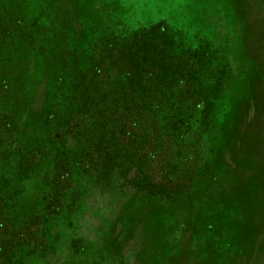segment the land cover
<instances>
[{"label": "rangeland", "instance_id": "obj_1", "mask_svg": "<svg viewBox=\"0 0 264 264\" xmlns=\"http://www.w3.org/2000/svg\"><path fill=\"white\" fill-rule=\"evenodd\" d=\"M0 3L10 15L0 52L11 90L3 106L19 122L22 144L46 145L50 135L56 141L37 177L19 184L12 215L34 211L37 232L7 264H264V0ZM159 23L170 55H149L156 65L164 60L166 74L146 64L133 80L162 83L141 113L154 143L144 176L156 186L153 194L140 188L134 163L99 161L72 171L65 201L52 212L45 198L56 149L74 156L107 102L105 89L129 82V70L107 50L106 68L92 76L94 44L112 37L126 49L132 35ZM67 43L79 51L70 69L63 66L70 56L61 62L58 54ZM75 72L85 85L81 109L54 131L46 118L56 101L63 110L73 104ZM174 119L182 127L178 138L166 130ZM169 180L176 186L164 191Z\"/></svg>", "mask_w": 264, "mask_h": 264}, {"label": "trees", "instance_id": "obj_2", "mask_svg": "<svg viewBox=\"0 0 264 264\" xmlns=\"http://www.w3.org/2000/svg\"><path fill=\"white\" fill-rule=\"evenodd\" d=\"M10 15L5 5L0 3V52L2 51L3 39L2 36L9 34L5 30V21L9 20ZM5 25V26H4ZM104 38V37H103ZM101 39L100 43L94 44V51L89 58L88 70L94 71L92 76H98L106 68V62L103 61L106 55H114L116 59L123 62V67L128 69L129 82H121L115 88L105 89V98L107 101L101 108L98 114V121L90 129L87 136L84 135L83 140L74 156L64 149H56V157L52 162V175H54L51 183V193L45 198L47 208L52 212L62 207L65 201V192L69 188L70 178L74 169L88 167L94 169L99 161L110 164L121 161L135 164L139 172L138 183L140 188L149 191L153 194V188H156L154 183H149V179H145V171L148 169L151 160L152 148V132L149 127L146 117L141 115L145 109L150 107L151 102L147 100L149 94L158 95L157 86L162 83L148 81L144 84L143 81H138L136 78H141L139 69L144 68L146 64H150L151 68H158L166 74L162 61L156 65L159 60L150 58V53L167 51L170 55V41L163 24H156L154 27L135 33L131 36L129 46L126 49L116 48V43L112 37ZM68 47V48H67ZM65 49V50H64ZM107 50L103 58L104 51ZM59 58L65 59L64 54L69 55V61H64V67H73L75 64L76 54L79 51L72 48L69 43L62 45L59 48ZM170 61V59L167 58ZM173 60V59H172ZM114 62L109 60V63ZM157 69L150 70L151 75ZM1 71V66H0ZM81 72H75L74 75L77 83L72 76L74 84L71 87V100L73 106H68L63 110L61 100L56 101L54 109L47 116V121L54 127L56 124L63 125L64 123H73L76 115L81 109V92L85 86L81 78ZM138 74V75H137ZM149 74V76H151ZM79 80V81H78ZM133 81V82H132ZM9 79L3 78L0 74V264H7V257L11 251L17 246L30 241L34 238L37 232V217L32 211L29 215L21 218L12 215L13 211L18 207L17 200L19 194V184L22 178L32 179L37 177V174L45 162H49L48 151L55 146L56 141L53 135L49 136L48 144L40 145L37 142H26L22 144L19 139V122L11 112L3 106L9 99ZM147 82V81H146ZM144 84V85H143ZM155 85L154 88H152ZM88 87V86H87ZM59 96V94H58ZM117 96V97H115ZM110 97H115L111 99ZM83 109V108H82ZM63 110V112H62ZM208 112H204L202 121L208 120ZM209 125L206 122L205 128ZM166 130L174 138H178L182 132L180 121L174 119L166 125ZM156 137L153 138L156 141ZM158 139L156 143H159ZM47 160V161H46ZM16 162L14 174L11 176L4 175L6 167H11ZM174 183L169 180L164 183L162 189L164 191L174 187ZM160 190V188H159Z\"/></svg>", "mask_w": 264, "mask_h": 264}]
</instances>
